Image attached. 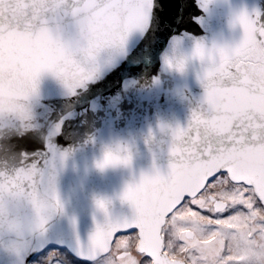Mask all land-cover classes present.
<instances>
[{"label":"water","instance_id":"1","mask_svg":"<svg viewBox=\"0 0 264 264\" xmlns=\"http://www.w3.org/2000/svg\"><path fill=\"white\" fill-rule=\"evenodd\" d=\"M255 10L264 21V0H155L146 27L130 32L122 48L105 44L94 62L76 55L94 76L74 92L49 71L34 80L27 51L0 56V183L18 177L23 188L18 197L0 194V264H28L48 247L98 258L89 247L97 225L133 214L124 190L142 174L168 173L171 130L186 127L200 109L207 62L193 57L196 44L236 45L243 31L235 17ZM48 27L51 38L37 47L62 66L69 54L63 41L80 36L79 26L68 17L59 31L55 21ZM83 39L86 48L106 37L93 31ZM124 146L129 166L96 167L106 150ZM57 198L62 211L52 213ZM101 199L107 214L97 207Z\"/></svg>","mask_w":264,"mask_h":264},{"label":"snow or ice","instance_id":"2","mask_svg":"<svg viewBox=\"0 0 264 264\" xmlns=\"http://www.w3.org/2000/svg\"><path fill=\"white\" fill-rule=\"evenodd\" d=\"M154 6L155 0H0V56L27 51L34 58L30 73L34 80L49 71L74 92L94 76V70L84 67L76 55L83 53L85 62H94L105 44L116 42L122 48L130 32L146 27ZM260 16L255 10L235 17L243 36L234 46L196 44L193 57L207 62L200 77L205 89L200 109L192 112L186 127L171 130L168 173L142 174L139 183L124 190L121 199L133 207V214L97 225L90 236V250L103 256L104 264H206L215 253L200 247L198 234L211 237L227 225L245 230L237 248L245 243L246 232L264 239V21ZM68 17L76 20L81 38L95 31L106 39L76 48L66 38L63 45L69 54L57 66L41 53L37 42L51 38V21L59 31ZM176 67L183 71L184 62ZM130 161L124 146L116 153L106 150L96 167L129 166ZM5 192L23 195L18 177L0 183V194ZM32 195L35 200L36 194ZM96 204L107 214L106 201ZM48 211H62L58 198ZM44 224L41 219L40 227ZM173 237L175 244L170 243ZM133 238L143 241L133 253L135 260L119 243L130 244ZM220 259L222 264H243L239 251L233 254L232 249L222 252ZM45 264H55V256L45 257Z\"/></svg>","mask_w":264,"mask_h":264},{"label":"flooded vegetation","instance_id":"3","mask_svg":"<svg viewBox=\"0 0 264 264\" xmlns=\"http://www.w3.org/2000/svg\"><path fill=\"white\" fill-rule=\"evenodd\" d=\"M243 231L245 230L238 225H227L221 230L220 234L213 235L211 237L207 234H198V239L200 240V238H204V246L209 247L210 250H214L216 252L220 251L221 253L223 252L227 254L229 249H232L233 254H235L236 251H239L243 259V264H264V239L261 238V234L246 232L245 243H243L240 248H237V244L240 240V234ZM119 243L121 246H127V240ZM173 243H175V240ZM49 251L56 253L54 254L55 258H66L71 264H104V262H101L100 260L105 259L103 256H99L98 258L92 260H81L64 248L48 247L39 254L33 256V258L28 261V264H43L41 260L45 258L46 253H49ZM130 253L131 250L128 249L127 255ZM210 258L211 257L207 259L206 264H213V261ZM57 264L63 263L61 260H58ZM220 264H222L221 259Z\"/></svg>","mask_w":264,"mask_h":264},{"label":"rangeland","instance_id":"4","mask_svg":"<svg viewBox=\"0 0 264 264\" xmlns=\"http://www.w3.org/2000/svg\"><path fill=\"white\" fill-rule=\"evenodd\" d=\"M174 238H175V237H173V238L170 240V243H173V241L175 240ZM138 242H139V240H136L135 238L132 239V241H131L130 244H129V242L127 241V247H128L129 250H131V253L128 254V255H129L133 260L136 259V257L133 255V253L135 252V250H136V248H137ZM173 244H175V243H173ZM204 245H205V240H204V238H202V239L200 238V247L203 248V249H208V250H210L209 247H205ZM212 245H213V244H212ZM210 251H213V252L215 253V255L212 256V257L210 258V259L213 261V264H216V262H217V264H220V253H221V252H220V251H219V252H216V251H214V250H210ZM54 254H56V253H54V252H52V251H49V253H46L45 257H47V256H49V255H54ZM57 255H61V254H57ZM58 260H61V262H62L63 264H71L70 261H69L68 259L63 258V257H62L61 259H57V258H55V264L58 263ZM41 261L43 262V264H45V258L42 259ZM100 261H101V262H104V259H101ZM37 263H38V262H37Z\"/></svg>","mask_w":264,"mask_h":264},{"label":"clouds","instance_id":"5","mask_svg":"<svg viewBox=\"0 0 264 264\" xmlns=\"http://www.w3.org/2000/svg\"><path fill=\"white\" fill-rule=\"evenodd\" d=\"M67 38L73 41V45L76 48H83L85 46V40L75 33L68 34Z\"/></svg>","mask_w":264,"mask_h":264}]
</instances>
